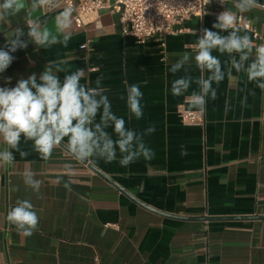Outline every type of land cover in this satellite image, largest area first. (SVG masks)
I'll list each match as a JSON object with an SVG mask.
<instances>
[{
  "label": "crops",
  "instance_id": "crops-1",
  "mask_svg": "<svg viewBox=\"0 0 264 264\" xmlns=\"http://www.w3.org/2000/svg\"><path fill=\"white\" fill-rule=\"evenodd\" d=\"M23 2L19 14L0 23V49L7 50L6 36L16 27H23L22 39L28 40L27 18L47 20L55 31L52 17L59 9L37 11ZM258 4L244 16L263 37L257 40L248 32L260 44L264 0ZM216 17L190 19L184 32L166 39L164 50L157 39L140 43L126 35L120 13L105 9L86 27L74 21L67 47L37 48L29 42L27 48L10 53L14 60L0 73V87H15L33 73L38 78L56 59L68 71L84 69L81 83L95 87L102 77L112 111L124 118L128 128L139 134L155 127L143 137L154 154L150 160L140 157L121 167L119 151L111 163L96 158L79 163L59 147L49 161H43L31 142L22 140L21 148L29 155L21 158L15 153L13 166H0V264H264V220L219 218L264 215V91L248 82L243 72L233 70L234 79L213 84L216 99L206 98L202 126L184 125L179 115L182 108L193 109L186 97L198 90L195 82L183 96L171 93L172 81L185 74L173 75L171 65L181 54L191 53L187 46L202 35V29L216 31L212 28ZM186 67L193 81L201 75L194 61ZM57 74L63 80L64 73ZM130 84H140L143 92L144 115L139 120L126 104ZM107 131L112 133L111 128ZM65 164L73 165L75 176L64 174ZM25 168L42 181L39 193L23 184ZM68 181L70 187L65 188ZM133 198L190 218L164 217ZM23 199L33 203L39 216L29 237L19 235L6 220L8 210ZM204 216L217 218L201 220Z\"/></svg>",
  "mask_w": 264,
  "mask_h": 264
},
{
  "label": "clouds",
  "instance_id": "clouds-1",
  "mask_svg": "<svg viewBox=\"0 0 264 264\" xmlns=\"http://www.w3.org/2000/svg\"><path fill=\"white\" fill-rule=\"evenodd\" d=\"M27 2L32 10L49 12L59 9L52 17L55 31L47 26V20L27 18V41L22 39L25 35L23 27H16L11 36H6L7 50L0 49V73L13 62L14 56L10 53L27 48L29 42L37 48L50 49L56 44L67 47L72 38L76 12L73 0ZM210 2L205 0L204 5ZM218 3L231 4V7L216 17L212 25L216 31L202 29V35L187 46L191 53L181 54L169 69L173 75L181 71L185 73L172 81V95L183 96L195 82L198 90L191 92L186 100L191 108L201 112L207 97L216 99L213 84L219 85L226 77L234 79L233 70L236 73L243 72L248 82L255 83L264 91V43H255L248 34L247 25L240 26L246 20L245 13L260 7L258 0H218ZM24 7L23 0H0V23L10 22L11 17L19 14ZM214 52L220 55H214ZM220 56H226L227 59L222 62ZM192 61L201 73L195 81L186 67ZM63 63L58 59L49 61L38 78L33 73L27 79H19L15 87H0V143L4 145L0 149V166H13L15 153H19L21 158L29 155L21 148L22 140L24 143L31 142L32 150L43 161H49L54 150L59 147H64L79 163L93 158L111 163L116 160L117 151L120 153L121 167L128 166L140 157L152 159L154 153L146 146L143 137L155 132V127L150 126L139 134L128 128L124 118L112 111L107 89L102 86L103 78H97L96 86L91 87L81 83L86 77L84 69L68 71ZM57 73H64L63 80ZM204 73L208 75L205 77ZM142 99L140 84L127 86L126 104L131 116L137 120L144 115ZM109 128L112 129L111 134L107 131ZM64 168V174L70 177L76 175L72 164H65ZM36 175L31 168H25L21 173L23 184L39 193L42 181ZM70 183L65 182L64 187L69 188ZM6 220L24 237L32 236L39 225L34 205L27 199L17 200L8 210Z\"/></svg>",
  "mask_w": 264,
  "mask_h": 264
},
{
  "label": "built area",
  "instance_id": "built-area-1",
  "mask_svg": "<svg viewBox=\"0 0 264 264\" xmlns=\"http://www.w3.org/2000/svg\"><path fill=\"white\" fill-rule=\"evenodd\" d=\"M76 7L74 21L80 27H86L100 17L105 9L120 13L123 31L131 35L140 43L149 39H157L165 50L166 39L185 31V24L194 17H204L207 14H218L224 11L227 4L221 5L218 0H73ZM202 12L204 13L202 16ZM252 36L263 39L259 31L249 20H245L244 27ZM83 44L82 47H86ZM163 50V51H164ZM184 125L202 126L204 111L182 108L179 112Z\"/></svg>",
  "mask_w": 264,
  "mask_h": 264
},
{
  "label": "water",
  "instance_id": "water-1",
  "mask_svg": "<svg viewBox=\"0 0 264 264\" xmlns=\"http://www.w3.org/2000/svg\"><path fill=\"white\" fill-rule=\"evenodd\" d=\"M87 163V161L85 162ZM89 167L91 169H93L95 172H97L99 175H101L102 177H104L105 179H107L108 181H110L115 187H117L119 190H121L122 192H125L119 185H117L116 183H114V181H112L107 175H105L102 171H100L99 169H97L96 167H94L93 165L89 164ZM137 203H139L141 206H143L146 209H149L153 212H155L156 214L162 215L164 217H168V218H175V219H182V220H187L190 217H185V216H180V215H174V214H170L164 211H161L159 209L150 207L149 205L143 203L142 201H140L139 199L133 198ZM217 217H201V220H213ZM222 219H240V220H264V215H246V216H229V217H219Z\"/></svg>",
  "mask_w": 264,
  "mask_h": 264
}]
</instances>
